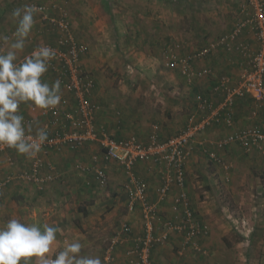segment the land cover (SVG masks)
Here are the masks:
<instances>
[{
	"label": "crops",
	"instance_id": "crops-1",
	"mask_svg": "<svg viewBox=\"0 0 264 264\" xmlns=\"http://www.w3.org/2000/svg\"><path fill=\"white\" fill-rule=\"evenodd\" d=\"M50 2L51 0H0V50L7 51L8 43L14 39L16 21L11 16L13 9L24 4ZM68 2L74 35L87 46V51L82 56V64L96 83L94 99L100 106L97 123L109 127V131L117 137L136 136L146 142L153 127L157 125H151L150 118L154 122L168 119H164L165 113L161 114L149 104L140 106L137 101L127 104L118 94L115 97L109 95L102 84V67L152 68L156 62L161 63V74L171 78V84L180 85L176 88L174 103L178 107H192L187 123L193 114L199 118L206 115V111L200 109L202 97L216 106L224 101L225 93H213L222 76L232 79L233 88L247 69V55L245 57L237 49L228 50L224 46H215L217 48L214 47L207 57L194 58V69L207 71L201 78L189 80L181 74L180 69H171L165 65V50L170 45L179 44L180 56L187 58L206 47L216 45L221 37L230 34L250 13L247 0ZM55 14L58 15L59 12L56 11ZM35 19L36 24L26 40L25 49L20 55L21 60L36 47L57 40L58 31L55 27L44 22L39 14ZM5 36L9 38L8 41L3 39ZM236 44L247 46L251 53L260 47L255 30L251 27L241 33ZM43 79L49 85L55 81L49 71ZM176 109L170 105L164 110ZM43 111L31 103L20 105L24 120H34L31 124L33 133L46 122L47 116ZM232 111L236 129L264 128V106L259 108L252 99L236 98ZM119 114L123 121H119ZM175 115L183 117L181 109ZM168 121L163 127L170 131L175 126L171 127L172 120ZM180 124L183 125L184 120L179 119ZM178 129L176 127L174 130ZM231 132L232 129L222 121L198 133L189 146L186 192L196 218L209 227V234L200 239L202 252L192 249L182 251V237L172 234L166 243L154 248L153 264H264V185L258 181V176L238 170L230 173L227 171L222 175L225 180L235 183V186L225 189L221 195L226 197L225 201H232L234 208V201L238 202L240 205L237 210L230 203L213 205V201L198 202L196 190L201 186L195 185L192 176L199 172L204 180L206 175V167L200 155L203 148L199 144L203 146L206 143L203 146L205 153L208 149L219 155L222 162L217 164L222 169L228 163L239 167L247 162L250 166L254 161H257L258 166L264 167V162L260 161L264 160L263 152H251L259 155L253 154L250 161V156H240L243 148L238 144L217 147V143ZM38 156L45 164L42 174H56L55 180L47 183L44 189L17 178L18 174L31 169L34 159L19 155L12 149L0 152V182L7 177H14L0 193V224L10 218H18L28 224L59 227L61 232L57 237L58 250L63 247L65 240H79L83 244L82 254L99 256L103 264L108 239L120 232L124 223H128L132 233L118 246L116 264H129L132 256L128 255V251L134 244L133 240L143 233V219L138 209L134 212L128 211L125 192L127 177L124 169L117 162L104 159L99 145L93 142L79 149L63 148L48 154L40 153ZM95 156L99 157L96 164L108 175L107 187L99 183L93 171L82 172L77 168L79 165L93 166ZM136 171L146 180L150 199L156 201L160 185L157 169H151L150 165L144 163L139 164ZM247 175L251 177L252 184L248 183ZM207 192L206 198L209 199L211 193ZM179 193L180 190L174 188L168 201L162 205L164 218L172 217L171 201ZM251 197H256L257 201L247 202Z\"/></svg>",
	"mask_w": 264,
	"mask_h": 264
},
{
	"label": "built area",
	"instance_id": "built-area-1",
	"mask_svg": "<svg viewBox=\"0 0 264 264\" xmlns=\"http://www.w3.org/2000/svg\"><path fill=\"white\" fill-rule=\"evenodd\" d=\"M63 1L60 3L59 0H51L50 4H34L42 9L38 13L41 19L58 31L55 42L41 46L47 45L56 50V57L50 62L48 71L55 81L57 79L61 81L62 95L60 105L55 109L43 111L47 118L42 128L48 131L49 142L45 143L41 153L48 154L63 148L79 149L93 142L99 145L104 159L115 161L124 169L127 177L125 192L128 211L134 212L138 209L143 219V233L133 240L134 244L128 251V255L132 256L129 264H153L154 248L166 243L172 234L182 237V251L192 249L202 252L200 239L209 234V227L196 218L186 192L189 146L198 133L224 121L232 132L222 138L217 143V147L224 148L238 144L248 153L252 151L264 153V128L236 129L232 111L236 98H250L259 108L264 106V0H247L251 9L248 16L230 34L221 37L216 45L206 47L187 58L180 56L179 44L170 45L165 50L166 67L180 69L181 74L189 80L207 74V71L194 69V58L207 57L218 46H224L228 50L237 49L245 57L247 55L249 61L247 69L241 74L235 87L232 88V79L229 77L220 78L213 93H225L223 102L216 106L202 97L200 109L206 111L205 116L199 118L194 114L191 115L185 129L168 139H161L160 128L156 125L146 142L136 136L117 137L107 127L98 125L97 114L100 106L94 100L96 83L82 64V56L87 51V46L74 35L69 2ZM56 11L59 12L58 15L55 14ZM250 27L255 30L260 44L259 49L252 53L248 51L247 46L236 44L241 33ZM24 121L26 125L34 122L31 118ZM7 150L11 149L0 148V152ZM206 153L212 161L222 162L215 151L206 149ZM93 159L95 163L93 166L79 165L77 168L82 172L93 171L99 183L107 187L108 175L96 164L99 157L95 156ZM10 162L13 163V160ZM144 163L150 165L151 169H157L160 178L156 201L150 199L146 180L136 171L137 166ZM44 167V160L37 156L33 160L31 169L18 174L17 178L44 189L47 183L56 178L54 173L42 174ZM13 179L14 177L10 176L0 182V193ZM174 188H178L180 193L171 201L172 217L164 218L162 205L168 201ZM131 233V226L124 223L121 231L108 239L103 264H116L117 248L125 238L131 236Z\"/></svg>",
	"mask_w": 264,
	"mask_h": 264
},
{
	"label": "clouds",
	"instance_id": "clouds-1",
	"mask_svg": "<svg viewBox=\"0 0 264 264\" xmlns=\"http://www.w3.org/2000/svg\"><path fill=\"white\" fill-rule=\"evenodd\" d=\"M41 11L34 4L13 9L14 39L8 43L7 51L0 50V148L15 150L29 159L41 153L49 134L42 127L30 134L32 126L25 124L20 105L31 103L37 109L52 110L62 100L61 81L57 79L49 85L43 79L56 57L55 49L40 46L20 59ZM3 39L9 40L6 36ZM60 232L59 227L49 224L8 219L0 224V264H102L99 256L82 254L79 240H65L58 250Z\"/></svg>",
	"mask_w": 264,
	"mask_h": 264
},
{
	"label": "rangeland",
	"instance_id": "rangeland-1",
	"mask_svg": "<svg viewBox=\"0 0 264 264\" xmlns=\"http://www.w3.org/2000/svg\"><path fill=\"white\" fill-rule=\"evenodd\" d=\"M167 3L170 4L169 1ZM248 11L250 12L251 9L249 8ZM170 22H172V20ZM159 68H162L161 63L159 62H156L155 67L152 68L145 66H134V67L125 66L123 69H119L110 66L109 67L104 66L101 69L102 70L101 79L103 80L102 81L103 87L106 89L109 95L115 97V94H118L119 97L127 104H130L131 101L133 102L137 101L140 106L149 104L153 109L158 110L161 114L165 113L164 119L166 118L168 120H172L171 127L175 126L173 129L169 131L167 128L163 127V125H166L167 123L166 121L168 120L166 121L161 120V122L160 121L154 122L152 121V118H150L151 120L150 123L151 125L156 123L159 126L161 139H168L178 134L183 129H185V127L188 125L187 119L189 113H191L190 109H192V107H188V106L178 107V105L174 103L173 101L174 94L176 93L177 86L180 85L174 83L171 84L170 82L171 78L165 77L164 74H161L162 71H159ZM159 76L161 77L160 79H158ZM180 93L183 92L180 91ZM170 105L176 107L177 108L176 111L164 110L165 107L169 108ZM180 109L182 111L183 117H181V115L178 116L175 115L177 111L180 112ZM118 117H119L118 118L119 121H123L121 114H119ZM179 119L184 120L183 125L182 124L179 125ZM105 127L107 126L105 125ZM176 127H178L179 129L174 130ZM204 145L206 146V143H203V146ZM200 146L203 148L201 149L202 154L200 153V155L203 157L204 167H206L205 169L206 175L204 180L202 179V175L199 172H195V175L193 174L192 176L195 185L198 184L199 185L198 187L201 186V188L196 190V192L198 193V202L204 203L206 201L208 202L213 201L212 203L213 205L216 204L222 205V204L230 203L231 206L233 207V202L225 201L226 197L221 195L225 189L235 186L234 181L232 180L227 181L222 176L225 173H227V171L229 173L237 170L239 172H243L244 174L254 173L255 176H258V181L264 185V167L258 166L257 161H254L250 166L247 162L246 164L239 165V167H237V165L234 166V164L231 165V163H228V165H230L231 167L227 165L225 169H222L217 163L212 162L211 158L205 153L204 147L201 144H199V147ZM240 151H241L240 156L242 154L245 158H249L250 156L251 158L250 161H252L253 154L256 156L259 155L257 153L252 154L251 152L250 153L245 152L243 149H241ZM259 157L261 158V156ZM260 161L264 162L263 159ZM257 167H259L260 169H258ZM247 180L248 183L250 182V184H252L251 177L249 175H247ZM207 191L211 193L209 199L206 198V196L208 195ZM254 201H257L256 197H251V199H248L247 202L254 203ZM239 205L240 204L238 202L234 201L235 208L233 207V209L237 210L239 208Z\"/></svg>",
	"mask_w": 264,
	"mask_h": 264
},
{
	"label": "trees",
	"instance_id": "trees-1",
	"mask_svg": "<svg viewBox=\"0 0 264 264\" xmlns=\"http://www.w3.org/2000/svg\"><path fill=\"white\" fill-rule=\"evenodd\" d=\"M118 137H121V136H118Z\"/></svg>",
	"mask_w": 264,
	"mask_h": 264
}]
</instances>
